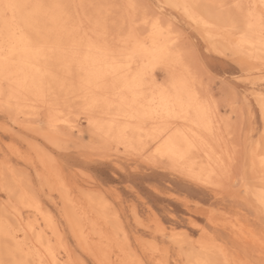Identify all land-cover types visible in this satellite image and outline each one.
<instances>
[{
    "label": "snow or ice",
    "instance_id": "snow-or-ice-1",
    "mask_svg": "<svg viewBox=\"0 0 264 264\" xmlns=\"http://www.w3.org/2000/svg\"><path fill=\"white\" fill-rule=\"evenodd\" d=\"M166 8L206 37L210 50L240 64L247 86L243 111L251 118V108L257 107L264 115V0H177L155 6L136 0H0V107L12 117L23 100L38 116V104L56 106L50 80L78 79L79 87L69 92L105 145H122L154 166L170 167L214 190L225 203L253 210L247 220L238 215L229 225L238 244L212 235L210 242L202 238L189 245L173 233L181 257L176 264H264V129L257 141L254 124L238 126L237 143L231 120L218 126V103L205 85L211 73L198 62L190 66L188 39L163 15ZM137 59L141 63L133 73ZM161 62L183 71L157 83L151 68ZM225 91L239 109V86L226 85ZM49 125L54 127L51 119ZM202 150L206 162L197 159ZM58 179L64 185L63 177ZM113 219L123 236L119 256L111 260L105 247L97 264H172L163 259L170 253L167 245L150 239L133 248L119 231V216ZM22 228L8 220L0 224V264H59L57 246L35 228L32 242L27 230L22 238ZM157 231L169 239L162 226Z\"/></svg>",
    "mask_w": 264,
    "mask_h": 264
},
{
    "label": "rangeland",
    "instance_id": "rangeland-1",
    "mask_svg": "<svg viewBox=\"0 0 264 264\" xmlns=\"http://www.w3.org/2000/svg\"><path fill=\"white\" fill-rule=\"evenodd\" d=\"M116 2L123 3V0ZM136 2L153 6L167 3L165 0ZM163 15L178 32L187 37L191 49L190 65L198 62L211 73V82L206 80L205 85L218 103L222 124L232 121L237 143H240L238 126H244L246 122L254 124L256 140L259 141V132L264 129V116L257 107L251 108V118L243 111V96L247 86L240 79V64L227 55L210 50L207 38L196 31L178 11L166 8ZM161 70L156 73L162 81L167 74ZM252 74L258 76L259 72L253 70ZM226 85L239 86V109L232 107L225 91ZM74 99L69 97L67 100V110L73 116L79 115L80 132L70 133L61 128V135L57 138L61 147H53L39 132L25 129L22 116L18 119L15 115L5 117L0 108V224L8 220L15 225H23L22 238L25 228L31 225L37 234L43 233V238H47L45 242L51 241L57 246V257H61V264H74L76 261L80 264H97L96 258L77 243L65 217L60 195L62 192L68 195L67 189H70L71 200L67 196L68 201H71L70 204L68 202V212L97 258L103 254L105 247L110 250L111 260L115 261L119 256L117 248L123 242V236H118L116 222L112 219L116 215L119 216V231L127 235L133 248L145 240H155L158 244L168 246L170 253L163 259H170L172 264L181 258L178 243L170 239L173 233L182 236L189 245L202 238L210 242L212 235L233 244L239 243L232 238L229 225L235 223L238 215L245 220L251 217V208L238 202L225 203L214 190L187 180L170 167L154 166L143 157L116 152L112 146L104 149L100 142L95 141L90 126L78 112L79 101L76 99L77 103H74ZM72 104L74 111L70 109ZM28 121L42 132L48 128L44 112L40 114L39 120L29 118ZM64 133L66 135L63 136ZM35 146L55 158L66 187L43 167L34 150ZM91 196L95 202L90 200ZM101 198L111 207L105 206ZM47 211L53 215L58 235L52 232L49 222L44 218ZM254 223H258V217ZM158 225L163 227L169 239L158 233ZM204 232L211 235H204ZM27 235L32 242L33 233L27 232ZM61 240L62 248L59 247ZM66 249L70 254L65 252Z\"/></svg>",
    "mask_w": 264,
    "mask_h": 264
},
{
    "label": "bare ground",
    "instance_id": "bare-ground-1",
    "mask_svg": "<svg viewBox=\"0 0 264 264\" xmlns=\"http://www.w3.org/2000/svg\"><path fill=\"white\" fill-rule=\"evenodd\" d=\"M79 2V0H66V2ZM167 3L169 2H177V0H165ZM50 2V0H49ZM123 2H125V0H123ZM182 50V49H181ZM215 53H217L216 51H214ZM218 54V53H217ZM141 61L139 59L137 60H134L132 62V68L130 69V71H132L133 73L136 71V68H137V65L140 64ZM191 66V65H190ZM106 67H108L106 65ZM159 69H162L166 72L167 74V77L169 76V73L172 72H180V71H183V69H178L174 64H171V63H164V62H161V64L159 66H156L154 68H151V71H152V75L155 79V81L157 83H164L165 80H160L157 76V70ZM161 70V71H162ZM166 77V78H167ZM49 83L51 84V91H52V97L56 100V106L53 107L52 109H49L45 104H38V108L40 109V112L37 115H34L32 114V111H31V107L30 105L21 100L20 101V110L15 114L16 118L18 119L19 116H22L24 118V120L22 121V126L25 128V129H29L31 131H36V132H39L38 134H41L44 138H46L48 141H54L56 142L57 144H59V141L57 138H59V135L60 134V129L61 128H64L66 129L68 132L70 133H76V132H80V119H79V115L78 114H75L73 112V114H75L74 116L71 114V111L70 110H67V108H69V105L67 100L69 99V97H73L75 98L74 99V103L77 101L76 100V97L75 96H72L71 93L69 92V89L70 88H78L79 87V80L78 79H74L72 77H69L68 78V81L67 83H62V81H59V80H50ZM62 98V99H61ZM70 102V101H69ZM77 103V102H76ZM81 102L79 101V104ZM73 105L70 106L73 110ZM77 107V105H76ZM2 109V107H0ZM75 108V107H74ZM78 108V107H77ZM44 112L45 113V118L47 120V124H48V128L46 129V131L42 132L41 130H38V128H35L34 127V123H31V122H27V120L30 118V119H35L36 121L39 120V116L40 114ZM221 113V112H220ZM219 114V112H218ZM77 115V116H76ZM76 116V117H75ZM264 116V115H263ZM84 117V120L88 123L87 125L90 126L91 128V131H92V135L96 138L95 141H98L100 142V144H102L103 148L105 147L106 149L107 148H111V145H105L103 141L100 140L99 138V135L96 134V131L95 129L89 124V120H88V117L86 115H83ZM228 117V116H227ZM52 120L53 123H54V127H50L49 125V120ZM223 119V118H222ZM221 120V118H220ZM219 120L218 122V126L219 124H222V122ZM63 121H67L68 123H64ZM224 122H225V119H224ZM69 125H71V127H69ZM47 126V125H46ZM82 127V126H81ZM84 130V128H83ZM89 130V129H88ZM86 130V131H88ZM85 131V132H86ZM63 136L66 135L65 133L62 134ZM91 135V136H92ZM137 136H139L140 134L137 133L136 134ZM148 135H150V132L148 129H145V132H144V137H145V143L148 144V140H147V137ZM76 136V135H75ZM83 136V134H82ZM92 136V137H93ZM67 137V136H66ZM69 138V137H68ZM67 142L69 141V139H66ZM88 141V140H87ZM99 146V145H98ZM150 146V145H149ZM59 147H61V145H59ZM102 148V147H101ZM104 148V149H105ZM116 152H123V153H126V154H130V155H133V156H140V155H137L135 153H132L130 151H128L124 146L122 145H117L116 147H114ZM13 149V148H11ZM118 149V150H117ZM34 150L36 151L37 153V156H38V159L40 161V163L43 165V167L52 175L58 177L59 176H62L61 175V172L60 170L58 169V165L55 163L53 164L51 159H49V157H51L46 151H44V149L40 148V147H37L35 146L34 147ZM114 150V149H113ZM142 157V156H140ZM197 159L200 160L201 162H206L207 161V156L205 155V151L202 150L200 153L197 154ZM61 182V180H60ZM20 189V188H19ZM63 190V189H62ZM62 197V200H63V203H64V213H65V217L67 219V222L70 226V230H71V233L73 234L74 238L76 239L77 243H79L81 245V247L83 248L84 251H86L88 254L92 255L94 258H96V260H98V258L96 257V255L94 256L93 253H92V250H91V247H89L84 238H83V235L80 234V231L79 229L77 228L78 226L75 224L74 222V219L71 217V215L69 214L68 212V198L65 193H61L60 195ZM23 197V196H22ZM21 197V199H23ZM69 197V196H68ZM90 200L92 202H95L94 201V198L93 196L90 197ZM97 200V199H96ZM23 201V200H22ZM100 201L105 204V206H108L109 203L101 198ZM99 201V202H100ZM71 202V201H70ZM69 202V204H70ZM38 204V203H37ZM39 205V204H38ZM28 206V205H27ZM101 206H104V205H101ZM40 207V206H39ZM38 207V208H39ZM71 208V207H70ZM71 210V209H70ZM101 211V210H100ZM102 212V211H101ZM42 213V211H41ZM103 213V212H102ZM46 215L44 216V218L49 222L50 226L49 228L52 230V232L56 235L59 234V231L57 230L56 226H54L53 224V215L47 211L45 213ZM74 215V214H73ZM76 217V216H74ZM113 219V218H112ZM21 220V219H20ZM112 221V220H111ZM78 223V222H77ZM80 226V225H79ZM24 228V227H23ZM33 228V227H32ZM25 230H27L28 233H33L31 231V228L28 226L27 228H25ZM24 231V230H23ZM82 231V229H81ZM204 231V230H203ZM83 233V231H82ZM94 233V232H93ZM47 236V235H46ZM55 236V235H54ZM58 237H62V236H58ZM30 238V237H29ZM47 239L46 237L44 238V240ZM59 239V238H58ZM47 243V242H46ZM88 243V242H87ZM66 246V245H65ZM66 248V247H64ZM65 252L67 254H70L69 250L66 249ZM70 256V255H68ZM70 258V257H69ZM56 259L57 261H59V264H61V257H57L56 256Z\"/></svg>",
    "mask_w": 264,
    "mask_h": 264
}]
</instances>
